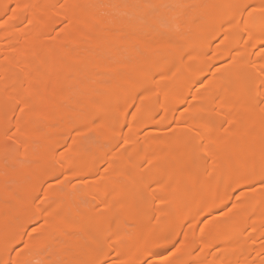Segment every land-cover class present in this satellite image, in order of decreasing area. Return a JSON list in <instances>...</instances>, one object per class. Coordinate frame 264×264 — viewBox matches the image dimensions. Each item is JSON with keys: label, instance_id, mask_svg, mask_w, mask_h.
Returning a JSON list of instances; mask_svg holds the SVG:
<instances>
[{"label": "bare ground", "instance_id": "1", "mask_svg": "<svg viewBox=\"0 0 264 264\" xmlns=\"http://www.w3.org/2000/svg\"><path fill=\"white\" fill-rule=\"evenodd\" d=\"M0 264H264V0H0Z\"/></svg>", "mask_w": 264, "mask_h": 264}, {"label": "rangeland", "instance_id": "2", "mask_svg": "<svg viewBox=\"0 0 264 264\" xmlns=\"http://www.w3.org/2000/svg\"><path fill=\"white\" fill-rule=\"evenodd\" d=\"M172 7H173V6H172ZM5 143H6V145H7V144H9V143H10V141H9V140H7Z\"/></svg>", "mask_w": 264, "mask_h": 264}]
</instances>
